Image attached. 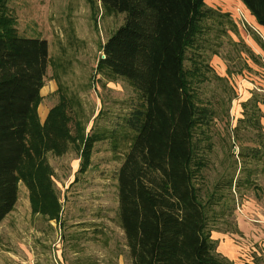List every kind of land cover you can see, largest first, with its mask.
Here are the masks:
<instances>
[{"label": "trees", "instance_id": "obj_1", "mask_svg": "<svg viewBox=\"0 0 264 264\" xmlns=\"http://www.w3.org/2000/svg\"><path fill=\"white\" fill-rule=\"evenodd\" d=\"M239 1L264 29V0ZM98 2L106 14L125 17L103 45L97 70L128 82L138 100L107 132L87 136L81 124L75 136L67 127L70 102L64 96L42 128L43 148L62 154L77 143L83 168H89L102 141L122 156L116 179L126 264H234L218 252L212 235L232 227L239 193L259 191L264 100L255 94L244 103L234 143L245 129L254 145L241 146L209 188L218 111L199 99L198 89L209 79L216 47H222L232 30L229 15L208 7L206 0ZM6 4L0 0V224L18 203L19 182L24 178L32 188V176L42 199L33 205L34 213L55 220L59 209L50 172L41 161L38 169L23 167L50 66L49 43L22 36ZM260 47L264 53V45Z\"/></svg>", "mask_w": 264, "mask_h": 264}, {"label": "rangeland", "instance_id": "obj_2", "mask_svg": "<svg viewBox=\"0 0 264 264\" xmlns=\"http://www.w3.org/2000/svg\"><path fill=\"white\" fill-rule=\"evenodd\" d=\"M206 4L228 14L232 21L229 37L223 38L222 47H216L218 55L211 60L212 71L207 74L211 80L198 89L199 99L218 111L213 127V168L207 174L210 188L232 157H238L241 146L254 145L245 129L240 130L235 144L234 131L244 119V103L255 94L264 100L260 47L264 29L239 0H206ZM6 5L22 36L44 38L49 43L50 66L33 113L29 155L23 167L38 169V161L43 162L50 172L59 213L55 220L34 213L33 205L42 201L40 188L33 176L29 182L33 190L22 178L18 203L0 224V264H126L116 179L122 156H116L102 141L95 146L89 168H83L77 143L57 154L43 148L46 131L42 129L64 96L70 102L67 127L75 136L81 124L87 136L107 132L138 100L128 82L97 70L103 45L125 16L106 14L98 0H7ZM261 108L264 112V105ZM257 179L258 192L246 190L237 195L232 227L214 235L227 239L239 235L234 240L242 244L246 238L241 236L240 224L264 230V174Z\"/></svg>", "mask_w": 264, "mask_h": 264}, {"label": "crops", "instance_id": "obj_3", "mask_svg": "<svg viewBox=\"0 0 264 264\" xmlns=\"http://www.w3.org/2000/svg\"><path fill=\"white\" fill-rule=\"evenodd\" d=\"M240 226L241 236L246 238L242 240V244L234 240L239 235L228 239L212 235L219 242L218 252L234 264H264V230L258 225L247 226L243 223Z\"/></svg>", "mask_w": 264, "mask_h": 264}]
</instances>
